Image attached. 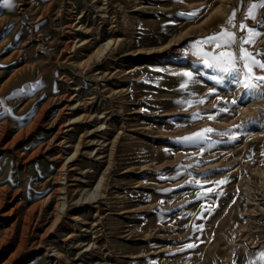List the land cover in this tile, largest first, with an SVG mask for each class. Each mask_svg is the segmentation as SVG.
<instances>
[{
	"label": "rangeland",
	"instance_id": "374dc122",
	"mask_svg": "<svg viewBox=\"0 0 264 264\" xmlns=\"http://www.w3.org/2000/svg\"><path fill=\"white\" fill-rule=\"evenodd\" d=\"M262 17V0H0V264H264V95L240 102L192 48L247 71Z\"/></svg>",
	"mask_w": 264,
	"mask_h": 264
},
{
	"label": "snow or ice",
	"instance_id": "6c2138e0",
	"mask_svg": "<svg viewBox=\"0 0 264 264\" xmlns=\"http://www.w3.org/2000/svg\"><path fill=\"white\" fill-rule=\"evenodd\" d=\"M5 2H9V0H5ZM264 2V0H262ZM256 5L253 4L250 6L248 12L249 17L253 13V8H255ZM195 13H192L194 15ZM262 22H264V17L261 18ZM246 27L244 23L241 24V28ZM249 37L248 42H251L252 36L255 34H258L254 28L249 27L248 28ZM217 36L219 34H216ZM233 33L227 32L226 36L227 38L223 40L220 47H227L230 46L233 42ZM216 37H207L205 38L206 43L212 44L213 40ZM192 48L195 51V54L203 61V64L205 67L212 69L216 75H213L211 79L215 81L216 84H223L225 80L229 81L231 84L236 86H241L243 91L241 93V96L238 98L240 102H243L245 98L247 97H254L256 95H264V89H262V86H264V77H256L255 74L252 72L253 67H259L260 69H264V62H261L259 60H252V67H249L247 64L244 65V68H247V71H243V69L240 67V64L238 63V58L234 56L231 52H225V51H207L201 48L200 42L196 41L192 44ZM241 51L244 52L245 49L242 47ZM252 54L249 53L247 56H242L239 59L244 60L248 59L249 56ZM183 76L187 78H191L193 73L191 71H187L182 73ZM216 89H211V92H214ZM219 99V98H218ZM233 104L237 103V99H234L232 101ZM227 109H225L226 111ZM210 119L212 117H209ZM255 118H248V120H253ZM244 125H238L236 127H243ZM207 132H213L215 129H207ZM232 139H235L236 136L232 135ZM206 139H209L204 134H193L191 136H186L179 138L178 142L181 144H188V145H195L198 142L204 141ZM211 172V170H209ZM226 182V181H222ZM170 191V190H169ZM213 190L210 189L209 191L202 194L203 197H207ZM201 198V196H198V199ZM189 247H194V245H188ZM258 255L264 256V251H261Z\"/></svg>",
	"mask_w": 264,
	"mask_h": 264
},
{
	"label": "bare ground",
	"instance_id": "6f19581e",
	"mask_svg": "<svg viewBox=\"0 0 264 264\" xmlns=\"http://www.w3.org/2000/svg\"><path fill=\"white\" fill-rule=\"evenodd\" d=\"M20 5H21V4H20ZM74 26H77V25L74 24L73 27H74ZM79 27H81V25H79ZM93 29H94V28H93ZM20 35H21V34H20ZM110 39H111V38H110ZM110 39H109V40H110ZM111 40H112V39H111ZM109 42H110V41H107L105 44L103 43V44H101L100 46H98V48H97V50H96L95 52H100V51L103 52L104 49H105V45L109 44ZM76 43H77V42L74 41V42H73V45H72L70 48H74V47L76 46ZM70 120H71V119H70ZM1 127H2V126H1ZM1 127H0V128H1ZM4 128H5V127H4ZM3 131H4V129H2V131L0 130V132H1L0 137L2 136ZM63 166H64V164H63ZM62 189H63V188L60 187V190H62ZM63 206H64V203H63V201H61V202H59V204H58L57 207L60 209V208H63Z\"/></svg>",
	"mask_w": 264,
	"mask_h": 264
}]
</instances>
